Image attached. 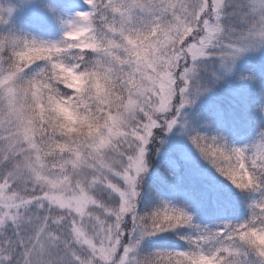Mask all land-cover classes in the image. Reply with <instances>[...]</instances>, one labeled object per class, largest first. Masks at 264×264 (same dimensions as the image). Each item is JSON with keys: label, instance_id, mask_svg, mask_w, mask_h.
I'll list each match as a JSON object with an SVG mask.
<instances>
[{"label": "snow or ice", "instance_id": "snow-or-ice-1", "mask_svg": "<svg viewBox=\"0 0 264 264\" xmlns=\"http://www.w3.org/2000/svg\"><path fill=\"white\" fill-rule=\"evenodd\" d=\"M84 3L57 40L0 32V264H264V130L241 147L189 134L249 194L242 220L138 207L154 129L206 90L212 57L230 70L264 44V0Z\"/></svg>", "mask_w": 264, "mask_h": 264}, {"label": "trees", "instance_id": "trees-1", "mask_svg": "<svg viewBox=\"0 0 264 264\" xmlns=\"http://www.w3.org/2000/svg\"><path fill=\"white\" fill-rule=\"evenodd\" d=\"M73 1L42 0L39 8L45 12L49 10L56 12ZM6 6L11 8V12L6 11ZM20 8L18 0H0V16L7 18L6 23H0V32L9 30L23 32L43 40L60 38L59 36L51 37L57 19L52 14L35 20L28 18L26 14L28 11H21ZM259 62L263 63L260 74L254 77L252 89L244 96L235 94V90L231 91L229 84L220 82L222 80L216 75L212 76L210 71L200 70L199 78L206 90L195 97L189 93L191 103L182 107L180 115L177 116L178 123L170 131L154 129L155 137L147 146L148 170L143 174L140 186L138 207L141 210L157 205L162 200L183 207L188 212H190L189 209H197L201 214L206 211L204 215H211L212 212L218 211V217L221 218L219 222L225 220L235 222L246 216L245 201L249 198V194L235 188L208 161L204 160L189 140V134L200 132L207 136L222 137L226 145L237 146L236 141L263 129L264 122L260 110L264 103V59ZM251 69L248 67L240 73L236 72L231 84L251 78L248 75ZM184 142L195 151L197 158L200 159L201 168L204 164L206 165L204 167L211 181H203L188 171V165L179 155L181 152L179 148ZM159 156L162 164L163 162L170 164L180 181L170 184L166 180L169 175L163 170L164 164H160ZM179 182H181L180 188ZM189 193H196L200 200V202H193L192 207L186 204L190 201ZM159 239L174 246L182 245V242L176 240L171 234H161Z\"/></svg>", "mask_w": 264, "mask_h": 264}, {"label": "rangeland", "instance_id": "rangeland-1", "mask_svg": "<svg viewBox=\"0 0 264 264\" xmlns=\"http://www.w3.org/2000/svg\"><path fill=\"white\" fill-rule=\"evenodd\" d=\"M17 1V0H16ZM42 0H18L19 6L21 7V11L26 10L28 11L26 14L28 15V18H33L37 19L40 17H43L44 15H53L56 17V26L54 30L52 31V38L56 36H61L62 35V21L69 20L73 17L74 13L78 11H84L87 10L88 5L84 3V0H74L71 2L67 7L58 9L56 12L53 10H49V12H45L44 10L39 8V4ZM8 9H11L10 7L6 6V11L8 12ZM261 59H264V44H260L257 48L255 49H248L247 51L242 52L235 60L234 62H230V70H226L225 67L219 66V60L218 57H212L211 60L213 61L211 64L207 65L211 71L210 72H215L216 77H218L220 82L224 83L225 85H230L231 91L235 90V94H240L242 96L247 95L248 91L252 89V86L255 82L254 77H257L258 74H260L261 70V65L263 63H260L259 61ZM251 65H250V64ZM251 67V71H248V75H250L251 78H245L241 82H237L234 84H231L232 77L236 72L240 73L242 70L245 68ZM244 72V71H243ZM215 77V78H216ZM264 103L261 106V114H262V119L264 122ZM264 130V123H263V129ZM260 130L259 132H255L254 134L248 135L245 139L243 138L242 140L236 141V145L238 147H241L243 145L250 144L251 142L255 141L258 138V134L262 131ZM170 131V130H169ZM180 153L179 155L181 156V159L186 162L188 165L190 173L193 176H197L199 179H202L203 181H211V178L207 175L206 173V166H200V159L197 158V155L195 151L188 146L185 142L180 146ZM147 155V153H146ZM158 157V155H157ZM147 159V156H146ZM160 164L162 166L163 170L167 172L169 175L166 177V180L170 184H174L176 181H180V179L177 177L176 172L174 169L170 167V164L167 162L161 161V158L159 156ZM148 162V160H147ZM148 170V168H147ZM146 173V172H145ZM144 174V173H143ZM142 174V175H143ZM181 182H179L178 187L180 188ZM188 201L186 204L188 207H192L193 202H200L199 198L197 197L196 193H189ZM189 209V208H186ZM190 212L193 216V221L197 224L200 225H208L209 227H212L218 223L221 220V218L218 217V211L212 212L211 215H204V212L199 213L197 209H189Z\"/></svg>", "mask_w": 264, "mask_h": 264}, {"label": "clouds", "instance_id": "clouds-1", "mask_svg": "<svg viewBox=\"0 0 264 264\" xmlns=\"http://www.w3.org/2000/svg\"><path fill=\"white\" fill-rule=\"evenodd\" d=\"M262 111H264V109H262ZM69 119H70V117H69ZM259 239L261 240L262 243H264V237H260Z\"/></svg>", "mask_w": 264, "mask_h": 264}]
</instances>
